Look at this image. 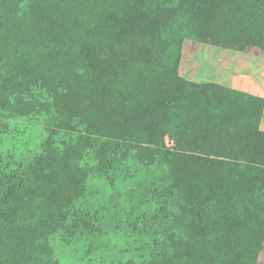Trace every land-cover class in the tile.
Returning <instances> with one entry per match:
<instances>
[{
	"label": "trees",
	"instance_id": "obj_1",
	"mask_svg": "<svg viewBox=\"0 0 264 264\" xmlns=\"http://www.w3.org/2000/svg\"><path fill=\"white\" fill-rule=\"evenodd\" d=\"M50 3L0 0V264H62L54 238L102 234L95 181L131 185L137 264H264V98L179 73L185 40L264 57V0H65L94 19L84 73L55 76L80 99L74 131L10 119L23 66L38 75L64 29Z\"/></svg>",
	"mask_w": 264,
	"mask_h": 264
},
{
	"label": "rangeland",
	"instance_id": "obj_2",
	"mask_svg": "<svg viewBox=\"0 0 264 264\" xmlns=\"http://www.w3.org/2000/svg\"><path fill=\"white\" fill-rule=\"evenodd\" d=\"M50 1L49 10L45 15L59 20L61 30L62 24L64 29L55 37L54 49L45 65L40 67L42 73L34 76L31 74L32 79H29L28 69L23 66L14 88L24 100L25 109L21 117L10 119L38 127L74 131L80 99L73 97L77 94L75 91L70 94L68 91L63 93L62 98L54 86L58 79L62 83V77L56 79L55 76L58 77L62 71L66 73L65 87L61 90L65 91L67 84L71 82V70L76 75L79 72L84 73L85 66L82 61L76 64L78 67H73L70 63L75 53H79L81 59L85 58L88 51L86 49H89L93 40L94 19L67 12L64 8L65 0ZM35 15L37 20L44 17V13ZM179 69L182 77L194 83L215 82L264 98V57L215 46L194 47L191 41L185 40ZM32 80L35 83L31 86ZM76 82L79 89L82 81L76 80L74 85ZM170 133L164 143V147L168 149L172 148V135L175 131L171 130ZM129 187L131 185L121 184L113 188L102 187V184L96 181L92 184L90 191L97 192L95 203L103 207L102 234L76 238L69 244L61 243L58 237L54 238L52 245L62 264H137L147 256L142 247L146 239L136 234L137 232L133 233V224H139L141 220H137L135 214H128V205L123 203L127 199ZM111 196L113 199L110 202ZM89 199L91 203L94 202L93 197L89 196ZM260 261H264V253Z\"/></svg>",
	"mask_w": 264,
	"mask_h": 264
},
{
	"label": "crops",
	"instance_id": "obj_3",
	"mask_svg": "<svg viewBox=\"0 0 264 264\" xmlns=\"http://www.w3.org/2000/svg\"><path fill=\"white\" fill-rule=\"evenodd\" d=\"M87 50V49H86ZM86 57V56H85ZM260 129L262 131H264V114H263V118H262V121H261V124H260Z\"/></svg>",
	"mask_w": 264,
	"mask_h": 264
}]
</instances>
